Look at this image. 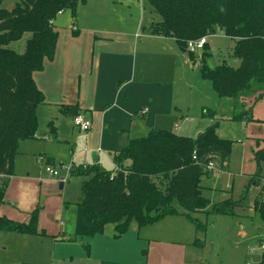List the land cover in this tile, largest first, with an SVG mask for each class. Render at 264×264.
<instances>
[{
	"label": "trees",
	"instance_id": "obj_1",
	"mask_svg": "<svg viewBox=\"0 0 264 264\" xmlns=\"http://www.w3.org/2000/svg\"><path fill=\"white\" fill-rule=\"evenodd\" d=\"M80 0H18L11 8L0 0V203L4 202L9 178L15 175V159L20 142L33 139L39 126L37 109L45 96L37 86L34 74L55 58L59 32L55 20L59 13L70 11L76 19ZM163 20L151 24L153 34L173 37L182 50L189 40L208 37L223 30L236 40L233 55L240 63L211 66L209 46L202 56V75L212 82L220 98L234 103L230 119L250 121L252 108L247 97L257 102L264 95V0H148ZM31 33L22 53L10 48L12 42ZM78 31L75 30L74 34ZM194 56L192 52H189ZM203 117H213L197 137L177 134L167 129L152 130L136 137L114 154L117 171L83 167L74 171L85 176L83 199L65 202L66 214L72 217L71 230L60 234L63 239L93 237L113 230L116 237L131 230L133 222L140 227L155 224L167 216H186L203 232L207 224L194 214L210 206L209 215L235 216L248 200L252 187L264 188V147L253 149L257 169L249 177L244 193L212 203L203 194V176H209V162L217 169L228 170L234 141L222 137L220 118L212 109ZM65 113L70 111L63 110ZM55 129L53 123H50ZM196 155V159H194ZM126 161L130 165H125ZM48 163L51 162L48 160ZM252 207L264 222V200L256 195ZM42 206L29 212L27 221L0 214V231L27 235L55 236L40 227ZM195 245L203 246L201 239ZM84 247L89 248V243ZM259 264H264V255Z\"/></svg>",
	"mask_w": 264,
	"mask_h": 264
},
{
	"label": "crops",
	"instance_id": "obj_2",
	"mask_svg": "<svg viewBox=\"0 0 264 264\" xmlns=\"http://www.w3.org/2000/svg\"><path fill=\"white\" fill-rule=\"evenodd\" d=\"M57 22L58 19L55 20L59 32L55 58L47 61L45 68L34 74L37 86L45 96V103L37 109L38 130L35 138L20 142L19 153L15 159V175L9 178L4 202L0 203L1 215L20 221L29 219V212L40 206L37 205L38 200L33 197L22 204L18 203L19 205L13 202L17 210L12 211V214L8 213L9 215L7 212L10 211L4 210L3 207L7 208L8 196L14 198L11 195L13 188L24 196L29 195L30 183L38 178L31 176V171L37 168L38 164L46 166L37 161L38 156L45 155L47 163L49 160L51 165L56 166V153L62 151L70 157L73 173L87 166L115 172L119 169L114 160L115 152L125 147L131 139L142 137L144 131L150 133L152 130L167 129L156 126L158 122L162 124L161 117L170 114V109H165L168 96L156 86L160 82L157 80L159 77L157 74L148 73L143 67L142 58H138L136 43L130 39L129 34L108 31L104 37H98L96 34L85 37L76 27L75 20H72V29L69 26L64 30ZM152 23L151 21L149 24L150 30ZM75 30L78 31L77 34H74ZM153 35L167 38L163 35ZM238 62L240 63L239 60ZM254 98L255 96L247 98L249 106L254 102ZM148 101L152 104L151 109L145 107ZM74 108L91 119L92 128L89 132L77 130L73 123ZM206 109L208 108L205 107L204 112ZM63 110L70 112L65 113ZM217 118L224 120L218 115ZM206 119L208 127L212 121L210 118ZM64 120L71 125L68 132L62 127ZM51 122L55 129L51 128ZM202 132L204 130L198 135ZM124 164L127 166L130 162L126 161ZM221 171L230 173L229 169H217L208 177ZM250 173L254 174L255 171ZM4 179L5 176L0 175V185ZM203 183L204 181H201L202 185ZM61 185L64 186L63 183ZM205 189L203 187V194ZM221 191L223 199L231 195L227 190ZM65 202L71 201H61L62 214H66ZM239 215L247 221L250 219ZM44 216L41 210L40 227L55 236L0 231V249L6 253L0 264H167L164 253L170 251L172 254L173 249L186 240L181 239V230L174 227L166 230L163 226H155L153 230L142 232V229L154 227L159 222L142 228L136 226L138 230L135 227L120 237H116L113 230H107L93 237L79 236L74 240H67L60 236L64 232L63 229L58 231L57 227L47 225ZM135 230L138 240H135L132 246L128 243V237L132 232L134 234ZM241 234H245L244 231ZM139 240L148 243V248L144 250L147 255L145 259L138 256V251L145 246ZM85 243H89L88 249L84 247Z\"/></svg>",
	"mask_w": 264,
	"mask_h": 264
},
{
	"label": "rangeland",
	"instance_id": "obj_3",
	"mask_svg": "<svg viewBox=\"0 0 264 264\" xmlns=\"http://www.w3.org/2000/svg\"><path fill=\"white\" fill-rule=\"evenodd\" d=\"M16 1L18 0H3L2 6L11 8ZM72 17L70 11L59 13L57 23L62 30L69 26L72 29V20H75L76 27L85 37L89 34L104 37L110 31L129 34L130 39L135 41L138 58H142L143 67L148 73L157 74L159 77L157 80L160 82L156 86L168 96L165 109H170V114L161 117L160 121L163 122L162 124L158 122L157 128H167L186 136H196L207 128L208 119L203 118L205 107L224 118L220 120L218 132L222 137L234 141L230 173L221 171L212 177L203 176L205 178V180L202 178L203 187L206 188L204 195L215 203L223 200L221 190H227L231 193L229 197L238 199L249 184L248 174L257 169L253 149L258 148V141L260 147H264V95L257 102L252 103V120H232L226 115H233V100L231 98L221 100L214 91L212 82L204 78L201 71L206 45L209 46L208 60L211 66L226 63L231 67H238L239 62L233 55L236 40L218 29L216 33L207 37L204 48L192 52L194 56H191L188 50H182L178 46L173 37L162 39L152 34L149 28L150 22H160L163 17L153 9L148 0H80L77 18ZM30 36L31 33H25L21 40L12 42L9 47L19 53L24 52L26 41ZM250 97L254 95L247 98ZM151 105L148 101L145 107L151 109ZM156 105L157 102L154 103L155 107ZM210 120L212 123L216 121L211 116ZM62 127L67 132L71 130L67 120L63 121ZM143 133V136L149 134L145 131ZM56 158L59 175H50L45 167L38 164L37 168L31 171V176L38 178L30 183L29 195L24 196L13 188L11 195L14 198L8 196L7 208L3 207V209L10 211H6L7 214H12V211L17 210L13 202L19 205L34 197L39 201L37 205L43 207L44 222L54 228L57 227L58 231L63 229L66 232L71 230L73 223L72 217L65 212L62 214L61 201L77 202L83 199L82 183L85 176L72 172V163L68 154L58 151ZM61 183L64 184L63 187ZM258 194L264 195V188L252 187L248 200L243 202V206L238 209V214L235 216L209 215L210 206L195 213L194 215L202 223L207 224L205 232L198 230L184 215L169 216L154 227L148 226L147 229H142V232L153 230L155 226L157 228L163 226L162 228L166 230H171L172 227L181 230L183 235L181 239L186 240L180 243L178 248H174L172 254L170 251L164 253V258L168 260L167 264H259L264 255L259 248L261 240L264 239V222L252 207V200ZM239 214L245 215L251 221L250 219L247 221ZM136 226L133 222L131 229ZM136 229L138 230V227ZM137 230L128 237L130 238L128 243L132 246L135 240H138ZM242 231L245 234H241ZM197 238L204 242L203 246L194 245ZM139 241L145 246L138 251V256L145 259L147 255L144 250L148 248V243ZM5 254V251L0 249V260L6 257ZM158 259L160 261V257Z\"/></svg>",
	"mask_w": 264,
	"mask_h": 264
},
{
	"label": "built area",
	"instance_id": "obj_4",
	"mask_svg": "<svg viewBox=\"0 0 264 264\" xmlns=\"http://www.w3.org/2000/svg\"><path fill=\"white\" fill-rule=\"evenodd\" d=\"M205 43H207V37H202L200 39L196 40H189L187 43V49L189 52H196L198 50H201L204 48ZM73 123L74 125L83 132H89L92 128V121L91 119L83 113H77V115L73 116ZM194 159H196V155H194ZM37 161L40 164L46 165L47 172L52 176L59 175L58 168H56L55 165H51L47 163V157L45 155H40L37 157ZM208 170L209 172H214L217 170V164L213 161L209 162L208 164ZM62 180H66L65 178H62ZM262 199L264 200V195H262ZM259 248L261 249L262 253L264 254V239L261 240V243L259 245ZM251 264V263H249Z\"/></svg>",
	"mask_w": 264,
	"mask_h": 264
},
{
	"label": "water",
	"instance_id": "obj_5",
	"mask_svg": "<svg viewBox=\"0 0 264 264\" xmlns=\"http://www.w3.org/2000/svg\"><path fill=\"white\" fill-rule=\"evenodd\" d=\"M77 113H78L77 109L74 108V110H73V112H72V115L75 116V115H77ZM61 186H62V185H61Z\"/></svg>",
	"mask_w": 264,
	"mask_h": 264
}]
</instances>
